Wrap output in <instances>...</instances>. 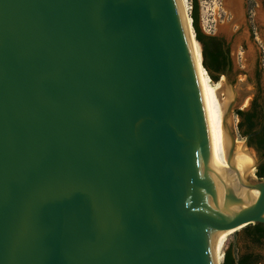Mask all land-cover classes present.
<instances>
[{"label": "water", "instance_id": "obj_1", "mask_svg": "<svg viewBox=\"0 0 264 264\" xmlns=\"http://www.w3.org/2000/svg\"><path fill=\"white\" fill-rule=\"evenodd\" d=\"M180 21L176 0H0V264H212L208 232L264 223L231 123L240 186L208 178Z\"/></svg>", "mask_w": 264, "mask_h": 264}, {"label": "bare ground", "instance_id": "obj_2", "mask_svg": "<svg viewBox=\"0 0 264 264\" xmlns=\"http://www.w3.org/2000/svg\"><path fill=\"white\" fill-rule=\"evenodd\" d=\"M229 8L236 10L234 0H226ZM182 32L185 39L186 48L191 61L192 74L196 87L197 97L200 105L202 116V128L204 133L205 143L207 145V164L208 178L217 184L216 190L220 195L223 191L222 183L229 184L234 189H238L240 184L236 176L230 170L227 162L228 148L230 139L227 132V127L231 123V118L228 119L226 109L232 101L234 95L232 90L225 85L224 81L221 85H214L209 81L206 71L203 69L197 58V51L194 40V30L192 28V20L189 15L188 0H176ZM238 6V5H237ZM234 10V11H235ZM237 11V10H236ZM259 20L264 25V11H261ZM239 20V19H238ZM241 20V19H240ZM233 126V125H232ZM252 149H248L242 140L236 139V146L233 158L230 161L232 168L238 177L242 176L244 170H248L250 175L253 174V165L255 164V156L251 153ZM211 193L213 190L210 188ZM254 196H257L258 191H251ZM217 201H221L220 196ZM232 230L228 231H212L209 233V244L212 264H220L218 247L221 246L223 237Z\"/></svg>", "mask_w": 264, "mask_h": 264}, {"label": "flooded vegetation", "instance_id": "obj_3", "mask_svg": "<svg viewBox=\"0 0 264 264\" xmlns=\"http://www.w3.org/2000/svg\"><path fill=\"white\" fill-rule=\"evenodd\" d=\"M234 2L237 11L229 8L226 3L225 13L232 21L237 23L241 21L237 32H243L245 35L241 46L246 53L248 64L245 68L237 70L242 74L240 83L241 93L244 95L241 107L238 109L242 112L238 115V123H241L238 130L244 138L247 137L248 146L261 155L264 154V38L260 35H264V25L258 16L264 11V0H234ZM213 73L218 76L226 74L227 79H231L234 72L230 46L229 51L226 52L224 71H213ZM230 83L234 86L233 81ZM263 161L264 155L260 156L258 165ZM244 254L248 253L241 255ZM263 263L261 257L256 264Z\"/></svg>", "mask_w": 264, "mask_h": 264}, {"label": "rangeland", "instance_id": "obj_4", "mask_svg": "<svg viewBox=\"0 0 264 264\" xmlns=\"http://www.w3.org/2000/svg\"><path fill=\"white\" fill-rule=\"evenodd\" d=\"M190 0H188L189 2ZM199 4V16H200V28L201 31L208 36H217L222 38L230 46L231 58L233 63V75L231 79H228L230 82H234V87L240 89L237 101L232 111L231 121L233 129L235 132L236 139L242 140L244 142V137L240 134L238 130V115L236 111L241 107L242 98L244 95L241 93L242 87H238L240 80L242 79L241 72L237 70L245 68L247 64V56L243 51L241 43L243 37L245 36L243 32H237V29L241 23L232 21L226 16V1L222 0H198ZM189 4V3H188ZM223 9V11H222ZM190 15V13H189ZM202 51V48H201ZM204 69V68H203ZM205 70V69H204ZM206 71V70H205ZM237 71V72H235ZM207 73V71H206ZM238 73V75H236ZM208 76V73H207ZM209 81L214 85H221V82L224 81V76L219 75L218 80L214 81L208 76ZM251 153L255 156L256 160L260 161V155H258L253 149ZM255 172V171H253ZM232 231L228 232L223 239L220 241L221 246L218 247V255L224 253L225 249L231 245L233 249V254L235 257L243 253H251L254 255H260L264 261V243L258 245L253 243L247 233L242 229H239L235 233ZM264 264V263H263Z\"/></svg>", "mask_w": 264, "mask_h": 264}, {"label": "trees", "instance_id": "obj_5", "mask_svg": "<svg viewBox=\"0 0 264 264\" xmlns=\"http://www.w3.org/2000/svg\"><path fill=\"white\" fill-rule=\"evenodd\" d=\"M190 17L192 19V27L195 32L194 42L197 51V58L201 63L203 57L202 63L208 72V76H210L212 80L217 81L218 74H214L213 71H224L226 52L229 51V45L222 38L217 36H208L201 31L198 0H191ZM200 65L202 66V64ZM236 114L240 115L242 112L238 110L236 111ZM240 124L241 123H238V127ZM263 155L264 154L262 153L260 156L262 157ZM255 174L258 178H264V161L258 165ZM243 230L247 233L249 239L253 243L258 245L264 243V223L248 225L244 227ZM260 259V255H254L251 253L235 257L231 245H229L225 249L224 253H221L219 256L220 264H256L260 261Z\"/></svg>", "mask_w": 264, "mask_h": 264}, {"label": "built area", "instance_id": "obj_6", "mask_svg": "<svg viewBox=\"0 0 264 264\" xmlns=\"http://www.w3.org/2000/svg\"><path fill=\"white\" fill-rule=\"evenodd\" d=\"M188 3H189V13H191V0ZM199 4H200V2H199ZM222 11H223V9H222Z\"/></svg>", "mask_w": 264, "mask_h": 264}]
</instances>
